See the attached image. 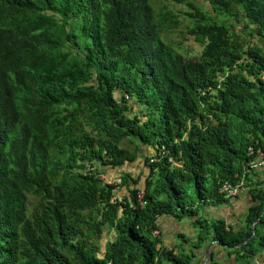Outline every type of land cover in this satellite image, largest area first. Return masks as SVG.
Masks as SVG:
<instances>
[{"label":"trees","instance_id":"1","mask_svg":"<svg viewBox=\"0 0 264 264\" xmlns=\"http://www.w3.org/2000/svg\"><path fill=\"white\" fill-rule=\"evenodd\" d=\"M208 1L184 13L193 59L162 36L181 14L151 0H0V264H159L158 217L228 202L226 181L247 187L248 229L230 240L224 221L197 218L201 232L264 246V0ZM146 146L145 205L126 171L130 194L111 201L115 185L87 166L120 169Z\"/></svg>","mask_w":264,"mask_h":264},{"label":"crops","instance_id":"2","mask_svg":"<svg viewBox=\"0 0 264 264\" xmlns=\"http://www.w3.org/2000/svg\"><path fill=\"white\" fill-rule=\"evenodd\" d=\"M125 171L133 176L139 175L142 185L148 177L143 166H138L133 162L125 164ZM259 175L261 173L259 172ZM118 173L115 171V177ZM122 193L126 189L122 188ZM252 198L247 189H243L237 197L229 199L228 202L217 205L205 204L198 216H185L178 218L172 215L158 217L157 225L161 231L163 247L171 253V256L160 257L159 264H264V251L258 253L254 247L255 254H250L248 250L242 249L249 238L237 245H226L215 239L212 229L201 232V227L196 223V219L206 220V223L224 221L226 229L231 228L233 233L230 240L248 229L247 218L252 205ZM209 248V256L206 250Z\"/></svg>","mask_w":264,"mask_h":264},{"label":"rangeland","instance_id":"3","mask_svg":"<svg viewBox=\"0 0 264 264\" xmlns=\"http://www.w3.org/2000/svg\"><path fill=\"white\" fill-rule=\"evenodd\" d=\"M188 2L190 3L193 2L201 7H204L207 11H212L211 5L208 0H183L181 2L179 0H151V4L156 10H159L160 8H171L175 12L181 14V18H180L181 25L178 28H174L173 30L162 32V36L166 40L178 46L184 53V56L188 58L198 59V56L200 55L203 47L195 41L194 36H191L188 33V25L190 24V22L186 19V16H184L185 12L191 11V8ZM244 36H246V40L248 43L252 44V43L258 42L257 38H252L251 36H248V35H244ZM131 104L133 103L131 102ZM132 113H134L135 115L138 114V116L143 119H146L145 116H149L152 118L156 117V113L153 110L149 109L147 106L142 105V104H134V110L132 111ZM120 145L125 146L130 150H132L135 147V145L133 143H130L128 140H124L122 143H120ZM152 149H153L152 147H147V146L141 148V150L137 152L136 159H134L133 161H127L125 162V164H128V163L131 164L133 162L134 164H137L138 166H143V169L145 170V172H148V171L150 172L151 167L147 165L145 156H149L150 154H152V151H150ZM150 160L152 162V161H155L156 158L154 157ZM125 164L123 166V169H125ZM97 167H98V170L100 172V176L102 179H104L106 182L109 181V183L114 182L115 169H113L112 167L108 165L103 166V165L97 164ZM258 171L261 173L262 176H264V168L259 169ZM144 185L141 184L140 179H139V187L143 188ZM126 193L128 195L130 194V192H126ZM137 197H140V196H137ZM31 198H34V203L30 204L28 202L27 217L32 216L30 210L33 211L35 204L38 202L37 196H31L29 197V200H31ZM259 229H260L261 235L264 236V225L259 224ZM155 233H158V231L156 230ZM113 236H114L113 229L107 228L105 229L101 239L99 240L94 239L95 244L97 243L99 245V250H98L99 256L103 257L106 254V245L110 240H113ZM260 239L261 237L258 236L256 238V241L253 243V245L258 250V253H263L264 246H263V243L260 245ZM109 264H113V263L110 262Z\"/></svg>","mask_w":264,"mask_h":264},{"label":"clouds","instance_id":"4","mask_svg":"<svg viewBox=\"0 0 264 264\" xmlns=\"http://www.w3.org/2000/svg\"><path fill=\"white\" fill-rule=\"evenodd\" d=\"M210 3V2H209ZM211 5V4H210ZM180 52V51H179ZM183 55H184V53L183 52H181ZM128 97V96H127ZM122 143V142H121ZM147 147H152V146H147ZM143 148V147H142ZM153 149L152 150H150V151H152V154H154V152H155V149H154V147H152ZM259 154H260V157L262 158V157H264V153L263 152H259ZM146 157V156H145ZM127 162V161H126ZM88 165V164H87ZM98 165H100V164H98ZM256 165H258V166H262V168H264L263 167V165H264V158L263 159H261L260 160V162L259 163H255V164H253V166H256ZM124 166V165H123ZM123 166L120 168V169H116V168H113V169H115V171L118 173V176H116L115 177V180H114V182H110V184H113V185H115V187H114V193H113V195L111 196V201H117L118 199L119 200H121V201H123V196H127L128 194L126 193V192H130V189L126 186V185H124V184H122V178H121V173H122V171H125V169H123ZM95 168H98L97 167V164H96V166H91V165H88L87 166V171L88 170H94ZM126 172H128V171H126ZM128 173H130V172H128ZM151 170H150V172L148 171L147 172V174H148V177H147V179L148 178H150V175H151ZM131 174V173H130ZM131 176L133 177V178H137V177H139V175H137V176H133L132 174H131ZM101 177V176H100ZM262 178H264V176H262ZM147 179L145 180V184H146V181H147ZM104 180V179H103ZM106 182V181H105ZM107 182H109V181H107ZM132 186V185H131ZM145 186V185H144ZM133 187V186H132ZM136 187H137V189L139 190L138 191V196H140V197H138V201H139V206H141V207H143L144 205H145V203H146V201L143 199V197H144V194H145V191H144V189L143 188H140L139 187V185H136ZM122 188H124V189H126V192L125 193H121V190H122ZM243 189H247V187H245V185H244V182H240V183H236V184H231L230 182H224L223 184H222V186H221V188H220V192H222L224 195H225V197L226 198H229V199H231V198H234V197H236V196H238V194L243 190ZM231 191H234L233 193L231 192ZM143 196V197H142ZM142 197V198H141ZM258 223V220H256L255 222H254V224H253V226H255L256 224ZM254 229H255V233H256V228L254 227ZM158 231V233H155V231ZM254 232V231H253ZM153 233H154V235L156 236V237H158V238H160V240H161V231H160V229L159 228H156L154 231H153ZM255 235V234H254ZM253 234H252V236H254ZM251 236V237H252ZM249 240V239H248ZM217 241H219V240H217ZM220 242V241H219ZM163 247V244H162V240H161V242L160 243H158V248H162Z\"/></svg>","mask_w":264,"mask_h":264},{"label":"water","instance_id":"5","mask_svg":"<svg viewBox=\"0 0 264 264\" xmlns=\"http://www.w3.org/2000/svg\"><path fill=\"white\" fill-rule=\"evenodd\" d=\"M255 234V229H254V232H253V235ZM206 254L209 256V248H207L206 250Z\"/></svg>","mask_w":264,"mask_h":264},{"label":"bare ground","instance_id":"6","mask_svg":"<svg viewBox=\"0 0 264 264\" xmlns=\"http://www.w3.org/2000/svg\"><path fill=\"white\" fill-rule=\"evenodd\" d=\"M258 168H259V167H258ZM251 170H253V169H251ZM254 170H255V169H254ZM254 170H253V171H254ZM253 171H252V172H253ZM243 182H244V181H243ZM231 184H233V183H231ZM246 184H247V183H246ZM247 185H248V184H247ZM242 191H243V190H242ZM254 227H255V226H254Z\"/></svg>","mask_w":264,"mask_h":264},{"label":"built area","instance_id":"7","mask_svg":"<svg viewBox=\"0 0 264 264\" xmlns=\"http://www.w3.org/2000/svg\"><path fill=\"white\" fill-rule=\"evenodd\" d=\"M232 193L234 192V191H231Z\"/></svg>","mask_w":264,"mask_h":264}]
</instances>
